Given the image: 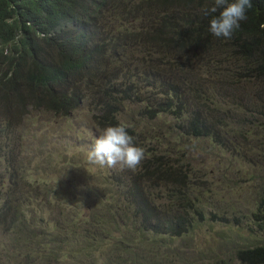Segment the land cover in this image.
I'll use <instances>...</instances> for the list:
<instances>
[{
    "label": "trees",
    "instance_id": "obj_1",
    "mask_svg": "<svg viewBox=\"0 0 264 264\" xmlns=\"http://www.w3.org/2000/svg\"><path fill=\"white\" fill-rule=\"evenodd\" d=\"M251 5L227 39L209 31L222 10L209 14L215 0H0V162L9 176L0 179V224L13 228L20 248L33 250L22 264H49L62 248L84 262L105 249L101 232L110 226L120 236L110 238L108 263L126 264L122 254L142 261L141 253L159 237L179 238L205 219L207 205L183 161L188 149L180 152L177 138H210L235 149L255 134L250 129L264 130L258 117H248L264 100V0ZM130 104L137 105L130 111L138 118L176 123L167 128L156 121L159 135L151 132L150 145L145 140L151 137L122 123L145 156L134 171L127 169V178L102 179V192L89 185L95 190L91 219L73 216L75 229L68 221L45 229L33 208L26 215L24 207L42 184L20 179L21 158L14 164L25 120L36 113L71 118L89 105L101 127L117 126ZM259 147L264 159V141ZM160 183L167 189L162 202L152 192ZM262 190L254 221L264 233V180ZM36 242L45 249L34 248ZM237 260L212 264H264V242L238 249Z\"/></svg>",
    "mask_w": 264,
    "mask_h": 264
},
{
    "label": "rangeland",
    "instance_id": "obj_2",
    "mask_svg": "<svg viewBox=\"0 0 264 264\" xmlns=\"http://www.w3.org/2000/svg\"><path fill=\"white\" fill-rule=\"evenodd\" d=\"M144 54L147 58L159 57L148 52ZM161 60L165 63L167 59L161 54ZM144 63L148 69L152 68L150 62ZM262 103L260 110L257 107L248 117L256 116V121L264 122L261 117L264 116V100ZM135 107L137 105L130 104L129 110L120 116V123H124L136 133L142 132L146 137L152 138L151 132H154V136L159 135L156 133V121L165 122L167 128H172L176 123V119L171 117H161L153 121L138 118L130 111ZM106 128L101 127L92 118L89 105H83L71 118L36 113L32 115V119L25 120L20 136L22 148L14 154V164H18L17 161L21 158L20 169L25 172L22 171L20 179L23 177L24 180L34 183L33 185L42 184L36 186L38 195L31 197L28 205L24 207L26 215L32 214L33 211L29 210V207L33 208L35 215L43 217V221L47 222L45 229L57 223L64 225L65 221L70 223L69 228L75 229L77 225L72 222L73 216L81 217L84 221V218L91 219L93 210L88 204L91 201L90 196L97 189L101 192L103 187L107 189L101 180L113 179V175L120 178L118 174H127L125 177H128L127 169L121 170L119 166L101 167L90 164L87 159L94 140ZM250 131L255 134H249L248 143L235 149L227 143L223 135L220 139L227 143L224 145L213 143L210 138L189 139L188 135H184L183 139H189L185 142L178 141L177 138L179 147L183 149L179 151L188 149V155L183 161L190 167L188 177L191 179L193 176L192 183L197 186L196 196L203 199L207 205L205 219L196 221L195 225L179 238L159 237L157 242L141 253L143 256L145 254L142 261H132L122 254L126 264H158V256L161 264H212L221 259L237 262L238 249L264 242V233L254 221V212L258 209V202L263 194L264 159L260 154L259 144L264 141V130L258 128ZM240 139L238 136L236 141ZM151 140L153 138L146 139L145 142L150 145ZM153 145H156V141ZM172 154L177 157L175 153ZM6 172L0 162V179L3 181L9 178ZM10 185L9 181L7 186ZM89 185L95 190H91ZM166 191V185L163 183L158 185L157 190L152 189L161 202L166 200ZM159 194L162 195L161 198ZM3 197L0 196V205ZM79 201L85 203H77ZM110 227L112 230L101 232L107 243L105 249L96 250L95 257L79 262L67 253L68 250L62 248L60 258L50 261L49 264H109V246L113 240L110 238L120 236L118 231ZM128 227L132 228L130 222ZM12 231L13 228L0 224V264L28 263V257L33 250L20 248L16 239H13ZM150 236L140 235L138 238L144 241ZM33 247L44 250L45 244L41 242L39 245L36 242ZM138 251L139 247L135 248V252Z\"/></svg>",
    "mask_w": 264,
    "mask_h": 264
},
{
    "label": "clouds",
    "instance_id": "obj_3",
    "mask_svg": "<svg viewBox=\"0 0 264 264\" xmlns=\"http://www.w3.org/2000/svg\"><path fill=\"white\" fill-rule=\"evenodd\" d=\"M252 7L251 0H215V6L210 13L222 9L218 16L209 21V31L215 37L230 39L240 22L247 19L246 12ZM144 149L134 144V138L129 135L123 124L109 126L96 138L88 152L90 164L121 170H135L144 159Z\"/></svg>",
    "mask_w": 264,
    "mask_h": 264
}]
</instances>
